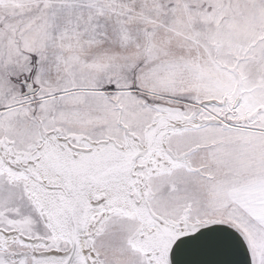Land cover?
<instances>
[{
	"label": "snow or ice",
	"instance_id": "snow-or-ice-1",
	"mask_svg": "<svg viewBox=\"0 0 264 264\" xmlns=\"http://www.w3.org/2000/svg\"><path fill=\"white\" fill-rule=\"evenodd\" d=\"M0 264H264V0H0Z\"/></svg>",
	"mask_w": 264,
	"mask_h": 264
}]
</instances>
